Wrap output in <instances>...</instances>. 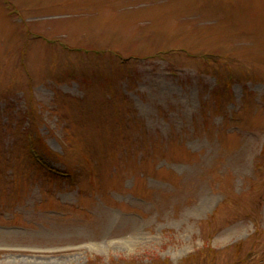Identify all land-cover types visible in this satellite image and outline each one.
<instances>
[{
    "label": "rangeland",
    "instance_id": "obj_1",
    "mask_svg": "<svg viewBox=\"0 0 264 264\" xmlns=\"http://www.w3.org/2000/svg\"><path fill=\"white\" fill-rule=\"evenodd\" d=\"M0 264H264V0H0Z\"/></svg>",
    "mask_w": 264,
    "mask_h": 264
}]
</instances>
